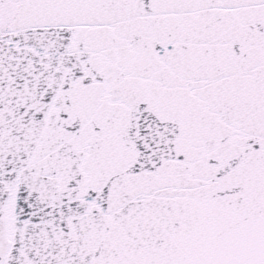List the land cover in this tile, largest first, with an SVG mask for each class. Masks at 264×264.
I'll return each instance as SVG.
<instances>
[{"label":"snow or ice","instance_id":"6c2138e0","mask_svg":"<svg viewBox=\"0 0 264 264\" xmlns=\"http://www.w3.org/2000/svg\"><path fill=\"white\" fill-rule=\"evenodd\" d=\"M0 264H264V0H0Z\"/></svg>","mask_w":264,"mask_h":264}]
</instances>
